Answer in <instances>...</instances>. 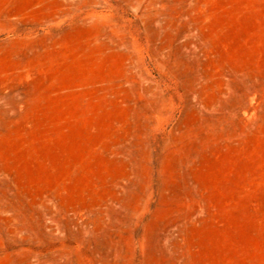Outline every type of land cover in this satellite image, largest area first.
Here are the masks:
<instances>
[{"label": "rangeland", "instance_id": "obj_1", "mask_svg": "<svg viewBox=\"0 0 264 264\" xmlns=\"http://www.w3.org/2000/svg\"><path fill=\"white\" fill-rule=\"evenodd\" d=\"M0 264H264V0H0Z\"/></svg>", "mask_w": 264, "mask_h": 264}]
</instances>
